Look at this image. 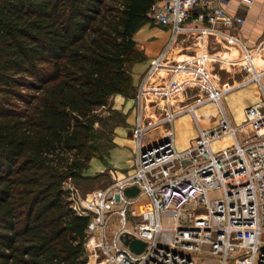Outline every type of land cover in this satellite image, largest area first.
Masks as SVG:
<instances>
[{
  "label": "trees",
  "instance_id": "obj_1",
  "mask_svg": "<svg viewBox=\"0 0 264 264\" xmlns=\"http://www.w3.org/2000/svg\"><path fill=\"white\" fill-rule=\"evenodd\" d=\"M155 1L0 0V264L86 263L65 183L109 137L96 109L133 89Z\"/></svg>",
  "mask_w": 264,
  "mask_h": 264
},
{
  "label": "built area",
  "instance_id": "obj_2",
  "mask_svg": "<svg viewBox=\"0 0 264 264\" xmlns=\"http://www.w3.org/2000/svg\"><path fill=\"white\" fill-rule=\"evenodd\" d=\"M226 3L156 0L150 6L149 21L171 30L167 47L179 35L220 36L240 47L241 54L229 64L246 74L217 89L196 70L205 83L198 102L151 121L137 117L131 172H121L90 197L65 183L71 210L88 217L85 264H193V255H212L219 264H264V100L247 105L236 124L221 104L226 93L250 84L264 91V67L252 59L255 51L264 50V39L248 50L230 31L245 19L228 13ZM164 54L151 71L163 66ZM209 101L218 105L219 121L208 127L197 123L190 146L178 149L174 119ZM223 137L230 143L213 150L212 143ZM133 186L138 192L126 195L125 189ZM144 195L148 205L138 204ZM125 236L144 241L142 251L130 250Z\"/></svg>",
  "mask_w": 264,
  "mask_h": 264
},
{
  "label": "crops",
  "instance_id": "obj_3",
  "mask_svg": "<svg viewBox=\"0 0 264 264\" xmlns=\"http://www.w3.org/2000/svg\"><path fill=\"white\" fill-rule=\"evenodd\" d=\"M226 1L227 3L224 6L228 13L241 16L245 19V22L241 26L232 27L230 31L241 36L246 48L253 51V46L258 41L264 39V0H250L249 2L243 0ZM145 25L134 35L136 46L143 53L144 58L131 66L133 89L128 96L115 94L109 98V105H112L113 109L119 111L122 117L129 112L132 113V121H134V117L137 118L139 115L144 119L148 117L147 120L151 121L164 117L168 110L177 111L183 107L195 104L205 94V83L200 78L198 71L206 74L210 82L217 89L222 87L224 82L233 84L245 77L246 73L242 68L229 64L230 60L236 59L241 54L238 45L230 44L220 36L211 35L201 39L179 35L167 47L171 39V30L168 27H164V32L151 31L148 28L149 26L146 27ZM160 33L162 34V39L156 41L155 39L159 37ZM164 50L165 54L162 58V62H164L163 66L156 67L151 71L153 63ZM252 59H254L257 67H264V53L255 51L254 58ZM183 65L186 69L180 68ZM213 70L225 71V73L230 74L228 77L230 79L221 81L218 73H213ZM237 73L241 75V79L235 77ZM251 85H254L252 90L258 98L252 103L262 102L264 100V91H261L256 84H250L246 87ZM221 104L225 111L222 99ZM249 104L241 107L242 111L240 113L242 116L244 108ZM195 108L194 113L184 112L173 121L176 147L178 149L190 146L196 135L195 127H197V123L200 126L208 127L211 125L209 123L215 125L219 121L220 116L216 114L215 117L212 115L208 118L210 119L208 124L202 125L196 117ZM225 113L228 116L226 111ZM193 120L196 126L192 125ZM230 122L232 123L231 120ZM183 126L186 129H183ZM133 134L132 131L131 141L134 138ZM83 176H85L84 172ZM85 177L92 176L86 175Z\"/></svg>",
  "mask_w": 264,
  "mask_h": 264
},
{
  "label": "rangeland",
  "instance_id": "obj_4",
  "mask_svg": "<svg viewBox=\"0 0 264 264\" xmlns=\"http://www.w3.org/2000/svg\"><path fill=\"white\" fill-rule=\"evenodd\" d=\"M145 26H149L148 28L151 31H165V26L156 25L151 22L147 23ZM160 35L155 39L156 41L162 39V34L160 33ZM237 36L241 38L238 34ZM213 73H218L221 81H227L230 79L228 78L230 74L225 73V71L213 70ZM235 77L241 79V75L238 73L235 74ZM253 88L254 85H251L240 90H235L222 98L225 111L233 124L242 120V114L240 113L242 111L241 107L258 99L252 90ZM217 109L218 105L215 102H206L195 108V114L202 125L206 123L208 124L210 120L208 118L212 115L215 117V115L218 114ZM96 114L100 116L99 121L96 123L97 133L104 132V135L107 134L109 137L103 136L99 154L95 155L94 158H91L84 169L85 176L91 175L92 177L84 176L77 181L72 179L66 180L67 185L78 189L80 194L84 197H90L92 194L99 193L101 188L110 184L114 177L120 175L118 173H126L125 169L128 170L127 172H131L134 167L133 157H135L136 141L134 138L133 141H131V137L132 131L134 133L136 128L137 118L134 117V121H132V113L129 112L125 114L126 117H122L119 111L113 109L112 105L98 107L96 109ZM147 118L145 119V122L148 121ZM152 118L154 119V117ZM210 124L213 125L212 123H209V125ZM192 125L196 126L194 120ZM183 129L186 128L183 126ZM154 133H156V130H153L152 135H154ZM106 138H109V140ZM229 143V138L223 137L212 143V149L215 150L221 148ZM213 195L216 196V193L212 194V196ZM148 203V198L144 195L140 198L138 204L148 205ZM192 259L193 264H219L218 259L212 255H193Z\"/></svg>",
  "mask_w": 264,
  "mask_h": 264
},
{
  "label": "water",
  "instance_id": "obj_5",
  "mask_svg": "<svg viewBox=\"0 0 264 264\" xmlns=\"http://www.w3.org/2000/svg\"><path fill=\"white\" fill-rule=\"evenodd\" d=\"M125 194L126 195H134L138 192V188L133 186V187H128L125 189ZM124 244L128 245V247L130 248V250H132L135 253H139L140 251H142V249L145 246V242L141 241L139 239H135V238H131L129 239L127 236H125L124 238Z\"/></svg>",
  "mask_w": 264,
  "mask_h": 264
},
{
  "label": "bare ground",
  "instance_id": "obj_6",
  "mask_svg": "<svg viewBox=\"0 0 264 264\" xmlns=\"http://www.w3.org/2000/svg\"><path fill=\"white\" fill-rule=\"evenodd\" d=\"M257 52H258V53H264V50H257ZM252 58H254V55H253ZM253 61H254V59H253Z\"/></svg>",
  "mask_w": 264,
  "mask_h": 264
}]
</instances>
